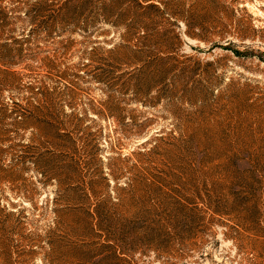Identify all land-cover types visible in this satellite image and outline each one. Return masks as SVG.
Masks as SVG:
<instances>
[{
    "label": "rangeland",
    "instance_id": "obj_1",
    "mask_svg": "<svg viewBox=\"0 0 264 264\" xmlns=\"http://www.w3.org/2000/svg\"><path fill=\"white\" fill-rule=\"evenodd\" d=\"M38 1L0 0L3 165L30 159L25 183L0 182V206L26 210L22 234L64 233L73 211L104 204L143 230L118 243L94 228L89 264H264V0H226L234 17H219L218 47L180 22L179 65L139 101L96 81L120 31L31 32L25 12ZM15 239L0 264H43L47 249L34 244L29 259Z\"/></svg>",
    "mask_w": 264,
    "mask_h": 264
},
{
    "label": "trees",
    "instance_id": "obj_2",
    "mask_svg": "<svg viewBox=\"0 0 264 264\" xmlns=\"http://www.w3.org/2000/svg\"><path fill=\"white\" fill-rule=\"evenodd\" d=\"M233 2L236 3L235 0ZM223 14L229 19L234 17V9L226 0H39L30 11L25 12V18L31 32L37 29L46 35L65 32L68 28L80 25L85 26V29L105 25L113 31H120L119 38L123 43L117 46V52L113 51L104 59H99L107 67L100 69L96 81L115 82L114 85L132 91L139 101L168 79L179 65L170 56L183 44L179 23L184 25L183 34L186 37L218 47L219 43L211 39L217 37L219 42L225 40L226 33L222 31L224 25L219 20ZM124 66L133 70L114 77L115 72ZM7 154L8 150L0 146V182L12 185L25 183L21 172L26 169L25 165L30 159L22 154L15 157L14 163L3 165ZM31 164L45 166L42 158L35 159ZM17 189L18 196L29 200L27 195L30 191L21 186ZM138 204L139 210L141 203ZM261 209L264 210V203L257 209V218H264V212L260 215ZM25 212L24 208L13 212L0 206V245L7 249L15 238V243H23L29 249L37 244L40 251L47 249V253L41 255L43 264H85L86 261L89 264L93 259L94 244L90 240L94 228L114 236L111 238L118 243L126 242L128 237L143 230L140 217L119 218L104 204H98L92 211H73L74 221L68 223L64 233L56 228L49 230L41 239L32 233L22 234L23 226L27 223ZM64 214L68 213L64 212L62 216ZM36 253L30 249L25 255L33 259Z\"/></svg>",
    "mask_w": 264,
    "mask_h": 264
}]
</instances>
